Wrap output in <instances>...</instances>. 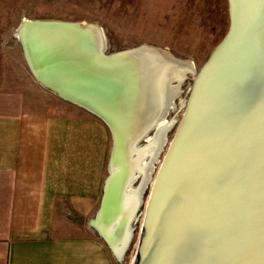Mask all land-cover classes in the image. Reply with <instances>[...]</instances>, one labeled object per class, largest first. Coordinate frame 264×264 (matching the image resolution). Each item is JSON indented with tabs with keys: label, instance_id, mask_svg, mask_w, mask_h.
<instances>
[{
	"label": "water",
	"instance_id": "95a60500",
	"mask_svg": "<svg viewBox=\"0 0 264 264\" xmlns=\"http://www.w3.org/2000/svg\"><path fill=\"white\" fill-rule=\"evenodd\" d=\"M229 4V30L197 73L153 184L133 264H264V0ZM74 25L45 21L21 41L45 87L108 124L113 154L115 135L125 126L121 115H128L116 101L129 99L123 108L135 112L128 102L148 77L138 60L146 51L116 58L112 52L106 59L105 35L98 52L90 29ZM40 51L57 54L62 75L36 58ZM157 56L174 62L172 55Z\"/></svg>",
	"mask_w": 264,
	"mask_h": 264
},
{
	"label": "crops",
	"instance_id": "0c3cea01",
	"mask_svg": "<svg viewBox=\"0 0 264 264\" xmlns=\"http://www.w3.org/2000/svg\"><path fill=\"white\" fill-rule=\"evenodd\" d=\"M2 24L0 264H119L123 257L105 239L66 214L79 219L101 204L99 157L106 142H97L87 122L26 108L18 90L17 29L11 19ZM144 194L145 188L142 201Z\"/></svg>",
	"mask_w": 264,
	"mask_h": 264
},
{
	"label": "rangeland",
	"instance_id": "374dc122",
	"mask_svg": "<svg viewBox=\"0 0 264 264\" xmlns=\"http://www.w3.org/2000/svg\"><path fill=\"white\" fill-rule=\"evenodd\" d=\"M5 19H11L13 31L20 29L25 20L63 21L96 26L106 37L107 54L139 46L156 47L178 59L190 61L194 66L193 70L198 73L229 30L230 4L229 0H0V34L4 31L2 23ZM17 48L18 90L26 97V108L45 112L51 118L87 122L86 126L94 129L97 142H106L105 157H99L102 166L99 188L103 198L106 179L110 175L112 130L103 119L86 108L43 87L30 70L25 48L19 38ZM194 71L188 72L180 83L179 93L174 99L175 107L170 108L167 113L166 119L175 120V124L167 131L159 160L154 163L138 219L133 223V236L119 264L134 262L151 190L185 114L186 106L182 105L184 101L188 104L190 99L191 88L197 76ZM171 84L176 86L178 83L174 81ZM99 124L106 128L104 135L101 134ZM154 133L155 129L148 136H153ZM146 140V137L142 138L140 145H144ZM147 159L150 160V156ZM139 180L136 179L134 184L137 185ZM100 206L101 204L90 215L79 219L71 215L69 210L66 214L69 220L88 227L104 240L98 229L90 224L98 215Z\"/></svg>",
	"mask_w": 264,
	"mask_h": 264
},
{
	"label": "bare ground",
	"instance_id": "6f19581e",
	"mask_svg": "<svg viewBox=\"0 0 264 264\" xmlns=\"http://www.w3.org/2000/svg\"><path fill=\"white\" fill-rule=\"evenodd\" d=\"M23 23L25 24H22L23 27L18 29L17 36L21 40H26L24 35L29 33L31 26L44 25L45 21L25 20ZM80 26L90 29L92 34L88 37L89 41L96 51H102L105 38L101 29L92 25H74V28L81 31ZM28 39H31L32 42L35 40L32 37ZM26 45L30 48L29 44L26 43ZM143 48H150V50L147 51ZM137 51L143 52L138 54V60L141 59V63L144 62L148 66V77L142 79L143 82H140L137 89H134V91L137 90V94L133 95L134 101L128 102L133 105L135 110L132 115L126 111L127 108H123L124 102L129 99L124 101V98H120L116 101L121 113L128 115H121L125 126L123 130L121 129L122 132L115 135V149L110 161V173L112 172V174L107 178L108 183L105 187L102 208L96 218L91 220L92 224L105 235L113 251L119 257H124L129 246L134 233L133 223L138 219V212L143 204L142 193L150 180L154 163L159 160L158 156L165 144L167 131L175 124V120L168 121L166 119L167 113L170 108L175 107L174 99L179 93L180 83L187 72L194 71V66L190 61L178 59L171 53L156 47L146 46L121 50L112 53L111 57L116 58ZM56 55L55 52L52 55L49 52L43 54L40 51L36 58L46 60L45 66L53 75L55 73L62 75L61 65H56V59L53 58ZM110 55L111 53L108 56L105 55V58L108 59ZM157 55L168 56V58L172 55L174 62L161 58L159 60ZM194 73L197 74V71ZM174 81L178 83L176 86L171 84ZM110 100L112 98H106L103 101L106 103ZM142 102L143 104H141ZM186 105L184 101L182 107ZM154 129V135L148 136L149 132ZM144 137L147 140L141 146L140 141ZM147 156H150V160L147 159ZM139 177L142 178L139 185L136 186L133 182Z\"/></svg>",
	"mask_w": 264,
	"mask_h": 264
}]
</instances>
